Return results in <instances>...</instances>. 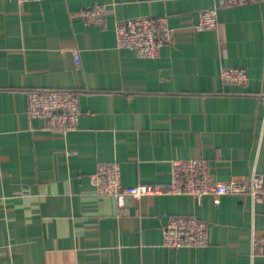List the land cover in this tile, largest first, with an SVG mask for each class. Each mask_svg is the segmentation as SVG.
I'll return each mask as SVG.
<instances>
[{
	"label": "crops",
	"instance_id": "crops-1",
	"mask_svg": "<svg viewBox=\"0 0 264 264\" xmlns=\"http://www.w3.org/2000/svg\"><path fill=\"white\" fill-rule=\"evenodd\" d=\"M0 0V264H264V202L247 195L95 193L89 175L114 162L123 185L164 186L170 161L202 158L221 179L264 182V0ZM104 4V25L81 7ZM166 15L172 43L153 58L115 46L116 21ZM78 51L79 62L73 58ZM246 69L247 82L220 76ZM71 90L80 114L53 129L27 113L31 89ZM70 152V153H68ZM207 227V244L169 248L174 216Z\"/></svg>",
	"mask_w": 264,
	"mask_h": 264
},
{
	"label": "built area",
	"instance_id": "built-area-1",
	"mask_svg": "<svg viewBox=\"0 0 264 264\" xmlns=\"http://www.w3.org/2000/svg\"><path fill=\"white\" fill-rule=\"evenodd\" d=\"M13 1L20 3L27 0ZM254 1L258 0H215L213 5L199 12L194 27L197 30L214 28L217 25L218 8ZM79 15L85 24L104 25L106 7L104 4L94 3L81 7ZM114 35L117 48L130 49L137 57L153 58L159 54L162 45L173 42L175 29L168 23L166 15L138 16L116 21ZM73 58L75 62H79L76 49L73 50ZM220 76L229 83L247 82V72L243 67H223ZM260 100L264 106V93ZM27 113L30 117L43 118L49 128L70 130L78 121L80 108L74 91L39 88L27 92ZM89 179L95 193L99 195H130L140 198L143 195L166 193L200 198L205 194H232L247 195L252 201L264 202V182L258 172L252 170L246 179H221L213 174L209 163L202 158L172 159L169 180L164 186L151 183L123 185L120 168L114 162H100ZM161 237L162 244L169 248L204 246L208 241L206 224L192 216L182 215L168 219L162 226ZM259 243H264V236L252 241L253 247Z\"/></svg>",
	"mask_w": 264,
	"mask_h": 264
}]
</instances>
